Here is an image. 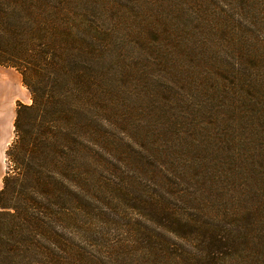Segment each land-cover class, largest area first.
Returning a JSON list of instances; mask_svg holds the SVG:
<instances>
[{
	"label": "rangeland",
	"instance_id": "obj_1",
	"mask_svg": "<svg viewBox=\"0 0 264 264\" xmlns=\"http://www.w3.org/2000/svg\"><path fill=\"white\" fill-rule=\"evenodd\" d=\"M0 62L21 133L67 134L49 264H264V0H0Z\"/></svg>",
	"mask_w": 264,
	"mask_h": 264
},
{
	"label": "trees",
	"instance_id": "obj_2",
	"mask_svg": "<svg viewBox=\"0 0 264 264\" xmlns=\"http://www.w3.org/2000/svg\"><path fill=\"white\" fill-rule=\"evenodd\" d=\"M63 44L65 41L56 46L57 50L62 51ZM0 65L13 67L19 72L23 86L28 89L33 99L31 105L17 103L13 122L14 137L5 152V158L13 161L18 172L14 175L6 173L0 188V264H49L52 250L45 244L47 242H44L42 247L36 245L38 238L44 241L49 238L47 210L37 207L35 209L26 200L33 189L30 184L43 185L46 184V180L48 181V178L36 175L33 171L35 165L33 163L38 161L37 155L43 153L46 156L45 160L51 159L57 162V159H53L55 157L53 153L57 152L58 155L61 148L55 150L60 147V140L67 134H59L57 129H52V134L39 131L40 134H29L28 137L21 133L19 123L21 114L25 112L24 110L32 109L38 101L25 74L24 66L8 62H0ZM42 179L45 181L43 182ZM41 187L39 186L38 193H44ZM10 200L14 204H8Z\"/></svg>",
	"mask_w": 264,
	"mask_h": 264
},
{
	"label": "crops",
	"instance_id": "obj_3",
	"mask_svg": "<svg viewBox=\"0 0 264 264\" xmlns=\"http://www.w3.org/2000/svg\"><path fill=\"white\" fill-rule=\"evenodd\" d=\"M22 86L18 72L0 66V188L5 162V152L13 136L15 118L14 102L20 94Z\"/></svg>",
	"mask_w": 264,
	"mask_h": 264
}]
</instances>
